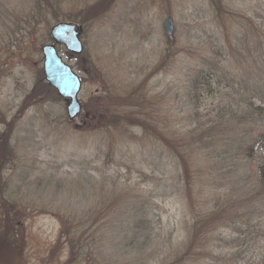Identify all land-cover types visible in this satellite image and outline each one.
Returning a JSON list of instances; mask_svg holds the SVG:
<instances>
[{
  "label": "rangeland",
  "instance_id": "rangeland-1",
  "mask_svg": "<svg viewBox=\"0 0 264 264\" xmlns=\"http://www.w3.org/2000/svg\"><path fill=\"white\" fill-rule=\"evenodd\" d=\"M30 1L0 0V5L5 11L14 9L22 15L29 9ZM228 5L240 17L231 18L226 30L207 0H119L102 24L81 31L84 47L81 55L56 46L59 56L82 81L78 97L82 112L71 121L69 102L58 94L59 99L31 106L19 122L12 140L16 164L14 169L6 171L4 178L14 176L9 182L8 195L23 212L20 224L25 247L21 257L14 256L13 250L1 248L0 264H68L67 246L56 249L64 213L72 222L79 220L78 217L97 222L102 262L107 257L109 264H138L136 246L124 243L120 249L112 245V237H118L120 223L122 227L126 224V216L122 214L130 210L135 195L148 203L147 216L156 238L155 245L146 247L145 252L154 253L147 257L146 263H170L166 257L171 247L175 250L183 247L187 238L186 221L191 217L184 187L177 185L176 161L159 143L142 139L137 131L138 142L125 144L112 159H106L98 132L88 129L96 128L103 119L99 107L107 88L124 93L144 83L154 122L169 139L181 140V147L193 143L189 131L199 124H210V120L217 121L220 112L219 95L215 98L207 95L196 104L191 89L198 71L209 70L212 63L222 62L227 71L237 76L236 82L242 77L247 82L257 81L259 73L264 75V36L258 30L264 33V0H228ZM245 15L255 25L249 33H246L248 27L245 30L242 27ZM169 17L174 20L173 40L163 29ZM4 21L7 23L8 18L4 17ZM56 24L51 19L40 26L33 25L24 36L7 42L0 39L1 112L14 116L36 86L41 72L44 73L42 49L54 45L51 29ZM5 31L1 27L2 35ZM246 34L251 35V40L242 46L238 39ZM45 83L49 85L46 76ZM233 88L223 93L226 102L241 101L243 96L232 91ZM254 117L259 118L257 111ZM222 120L229 122L230 114L224 113ZM222 132L228 135L223 129ZM261 162L260 154H255L249 163L252 172ZM198 167H202L199 162L192 169L195 190L197 193L203 189L206 194L201 197L195 194L194 202L210 209L216 197L213 192H207L210 187H201L207 186L208 175ZM83 174L94 179V188L87 189L82 196L84 203H80L81 197L77 199L75 193L64 198L63 187H57L54 182L65 180L75 184ZM248 206H251L249 202L244 204L238 198L231 210L242 213ZM262 219L264 224V214Z\"/></svg>",
  "mask_w": 264,
  "mask_h": 264
},
{
  "label": "trees",
  "instance_id": "trees-1",
  "mask_svg": "<svg viewBox=\"0 0 264 264\" xmlns=\"http://www.w3.org/2000/svg\"><path fill=\"white\" fill-rule=\"evenodd\" d=\"M118 1L31 0L29 9L22 15L17 14L14 9L5 11L0 5V39L7 42V39L24 36L29 29H33V25L40 26L51 19L55 23H76L85 30L87 27L102 24L113 13ZM207 1L211 11L226 30L229 29L231 18L240 17L229 9L228 0ZM4 17L8 18L7 23ZM242 19L245 20L243 29L248 27L246 33L251 32L255 26L253 19L247 15ZM1 27L6 29L5 35H2ZM258 30L264 36L263 30ZM250 36L246 34L239 38L240 44L245 46L250 42ZM259 37L262 38L260 34ZM226 68L222 62L212 63L209 70L202 69L195 75L191 94L196 104L205 100L207 95L211 98L219 95L220 112L217 121L210 120V124H199L189 131L193 143L184 148L181 147V140L176 142L169 139L154 122L152 105L150 106V100L146 96L144 83L129 88L124 93L107 88L99 107V113L104 114L103 119L96 128L88 129L90 132H98L95 133L104 144L103 155L106 159H112L125 144L138 142L135 133L137 131L142 139L159 143L176 161L179 172L177 185L179 183L184 187L191 217L186 221L187 238L183 247L180 250L171 247L166 257L169 264H198L203 261L206 264H264V75L259 73L257 81L247 82L242 77L236 82L237 76ZM235 86L239 88L234 89ZM228 88L238 91L243 96L241 101L226 102L223 93ZM54 98L59 99L58 93L45 83L44 73L41 72L36 86L26 96L14 116L10 117L0 109V249L13 250L14 256L21 257L25 237L20 224L22 209L8 195L9 182L14 176L4 178L6 171L14 169L16 164L17 157L12 140L28 109L49 103ZM244 105L246 106L243 107ZM256 111L259 114L258 119L254 117ZM224 113L230 114L227 123L222 120ZM222 129L228 135L223 134ZM257 153L260 154L262 162L252 172L249 163ZM198 162L202 164L198 168L208 175L207 186L205 184L201 187H210L207 192H213L216 197L210 209L194 202L195 194L200 197L206 194L203 189H199L197 193L195 190L192 169L195 164L198 166ZM93 180L89 174H83L75 184H69L65 180L54 183L57 187H63L64 198H71L75 193L77 199L81 197L80 203L83 204L82 196H85L87 189L94 188ZM139 196H134L130 210L122 214L127 221L123 227L120 223L121 232L119 229L118 237H112V245L120 249H123L124 243L136 246L138 264H147V257L154 253L145 252L146 247L155 245L156 238L147 216L148 203ZM238 198L244 204L249 202L251 205L246 212L231 210ZM256 218L258 221H255ZM78 219L72 222L67 213L62 215L63 228L56 249L61 245L67 246L68 264H109L107 257H104V262L99 259L98 248L102 245V239L97 237L100 232L97 222L91 223L82 217Z\"/></svg>",
  "mask_w": 264,
  "mask_h": 264
},
{
  "label": "water",
  "instance_id": "water-1",
  "mask_svg": "<svg viewBox=\"0 0 264 264\" xmlns=\"http://www.w3.org/2000/svg\"><path fill=\"white\" fill-rule=\"evenodd\" d=\"M165 35L174 38L175 26L172 18L163 23ZM81 28L74 23H59L51 29L54 45L43 47L44 73L48 84L57 91L59 96L68 101L69 119L75 120L82 112L79 94L82 89L80 77L59 56L56 46H64L69 52L81 55L84 47L80 39Z\"/></svg>",
  "mask_w": 264,
  "mask_h": 264
}]
</instances>
